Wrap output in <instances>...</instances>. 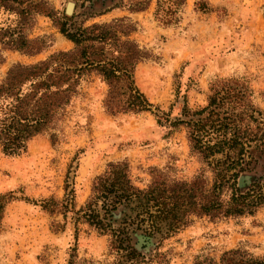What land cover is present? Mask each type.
<instances>
[{"label": "rangeland", "instance_id": "374dc122", "mask_svg": "<svg viewBox=\"0 0 264 264\" xmlns=\"http://www.w3.org/2000/svg\"><path fill=\"white\" fill-rule=\"evenodd\" d=\"M150 1L145 11L129 13L108 10L120 0H48L58 17L73 4L66 17L83 26L122 17L134 23L130 39L149 54L135 66L134 84L152 107L109 115L101 104L107 87L92 75L66 110L59 133L34 137L17 156L0 152V197H13L4 203L0 264H67L74 248L78 261L114 263L111 231L121 216L114 213L105 222H115L112 228L99 231L84 215L88 204L104 215L99 209L104 195L93 186L108 164L125 165L130 186L141 191L156 176L167 184L192 180L203 164L190 152L185 126L171 123L188 120L182 116L184 104L190 114L205 107L209 85L221 79L247 85L252 105L264 115V0H185L176 23L166 27L155 21V0ZM26 35L42 38L44 48L31 56L1 50L0 79L16 63L34 64L73 48L47 17H35ZM154 115L168 122L158 124ZM151 170L158 174L152 176ZM205 175L210 184L211 174ZM49 198L66 202L64 214L40 207L39 201ZM130 238L137 249L144 242L139 234ZM149 244L137 264H227L222 256L231 250L264 258V207L253 216L216 221L188 216L174 232Z\"/></svg>", "mask_w": 264, "mask_h": 264}, {"label": "trees", "instance_id": "16d2710c", "mask_svg": "<svg viewBox=\"0 0 264 264\" xmlns=\"http://www.w3.org/2000/svg\"><path fill=\"white\" fill-rule=\"evenodd\" d=\"M110 9H125L129 13L145 11L150 0H130L128 5ZM185 0H155L153 17L162 26L176 23L177 14ZM200 5L196 3V5ZM102 5V4H101ZM198 9H201L199 7ZM104 10L98 15L105 14ZM0 67L5 59L1 50L34 55L43 48V39H28L27 29L35 17L51 20L58 32L73 48L47 56L30 65L16 63L0 79V152L17 156L25 152L28 142L36 136L59 133L66 110L79 95L83 81L98 77L107 87L101 101L109 115L150 112L152 105L136 88L134 68L149 54L130 39L136 30L127 17L108 23L83 26L75 17L57 12L48 0H0ZM247 85L236 80H218L209 85L205 107L191 112L184 104L182 116L172 126L184 125L191 153L200 158L203 168L189 182L167 184L154 177L143 191L130 186L126 166L110 163L102 176L96 178L93 189L102 197L99 209L111 219L121 216L118 228L111 231L110 251L117 260L112 264H137L141 257L128 235L139 234L148 243L168 232H174L188 216L206 217L209 221L253 216L264 207V115L250 100ZM158 124L168 122L154 115ZM211 174L210 184L205 173ZM150 174L155 176L156 171ZM12 195L0 197V224L4 203ZM68 204L72 207V197ZM46 212L67 210L65 201L53 198L39 201ZM87 205L84 215L89 225L99 231L112 228L104 216ZM97 206V205H96ZM83 211V210H82ZM111 230V229H110ZM67 264H92L78 261L75 248ZM227 257V259H225ZM135 259V260H134ZM227 264H264V258L231 250L222 256ZM135 262V263H133Z\"/></svg>", "mask_w": 264, "mask_h": 264}, {"label": "flooded vegetation", "instance_id": "af4514ba", "mask_svg": "<svg viewBox=\"0 0 264 264\" xmlns=\"http://www.w3.org/2000/svg\"><path fill=\"white\" fill-rule=\"evenodd\" d=\"M111 215H113L112 217H114V213L111 214ZM103 216H104L103 218H105L104 222L107 221V219H108L107 215L104 214ZM119 216H120V215H119ZM127 228H128V229H127V230H128L127 232H128L129 238H130L132 233H130L129 230H132V226H131V227H130V226H127ZM134 235H136V234H134ZM141 238L143 239V237H141ZM143 240H144V239H143ZM130 241H131V238H130ZM148 244H149V243H148ZM131 245H132V244H131ZM133 247H134V249H135L138 253H141V251L143 250V249H141V248L137 249L135 245H134Z\"/></svg>", "mask_w": 264, "mask_h": 264}, {"label": "water", "instance_id": "95a60500", "mask_svg": "<svg viewBox=\"0 0 264 264\" xmlns=\"http://www.w3.org/2000/svg\"><path fill=\"white\" fill-rule=\"evenodd\" d=\"M73 9H74L73 4L68 3L67 6H66V8H65V14H66V16H69L70 17L72 15ZM152 244H153V240L150 241V244H149L150 247H152Z\"/></svg>", "mask_w": 264, "mask_h": 264}]
</instances>
